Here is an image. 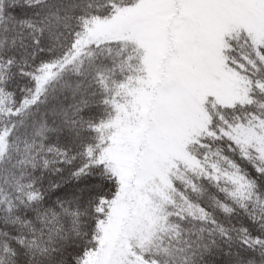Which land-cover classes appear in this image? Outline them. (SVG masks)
<instances>
[{"label": "snow or ice", "instance_id": "6c2138e0", "mask_svg": "<svg viewBox=\"0 0 264 264\" xmlns=\"http://www.w3.org/2000/svg\"><path fill=\"white\" fill-rule=\"evenodd\" d=\"M0 264H264V0H0Z\"/></svg>", "mask_w": 264, "mask_h": 264}]
</instances>
